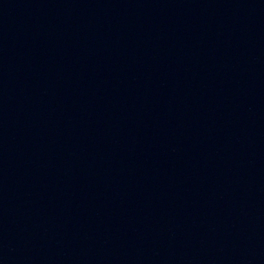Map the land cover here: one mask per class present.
<instances>
[{
  "label": "water",
  "instance_id": "water-1",
  "mask_svg": "<svg viewBox=\"0 0 264 264\" xmlns=\"http://www.w3.org/2000/svg\"><path fill=\"white\" fill-rule=\"evenodd\" d=\"M0 264H264V0H0Z\"/></svg>",
  "mask_w": 264,
  "mask_h": 264
}]
</instances>
